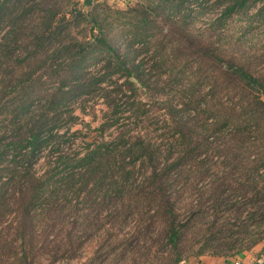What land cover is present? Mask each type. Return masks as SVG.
<instances>
[{
    "label": "trees",
    "instance_id": "trees-1",
    "mask_svg": "<svg viewBox=\"0 0 264 264\" xmlns=\"http://www.w3.org/2000/svg\"><path fill=\"white\" fill-rule=\"evenodd\" d=\"M25 8L0 0V254L8 230L21 248L14 256L26 259L48 221L90 225L78 203L96 208L93 220L107 208L123 221L142 212L144 198L166 234V264L183 262L178 243L189 224L169 190L185 174L209 171L200 169L208 149L220 153L222 181L235 174L238 187L254 185L248 199L264 203V65L243 39L264 19V0H146L116 23L90 18L86 40H65L72 24L63 18L16 37ZM152 103L161 107V144L143 125L129 129ZM223 219L217 232L229 235L215 233L196 254L208 248L228 259L257 243L231 239L249 226Z\"/></svg>",
    "mask_w": 264,
    "mask_h": 264
},
{
    "label": "rangeland",
    "instance_id": "rangeland-1",
    "mask_svg": "<svg viewBox=\"0 0 264 264\" xmlns=\"http://www.w3.org/2000/svg\"><path fill=\"white\" fill-rule=\"evenodd\" d=\"M145 1L23 0V3L27 4V8L31 7V10L22 18L20 16V20L17 21L20 29L16 37L24 38L36 31H40L41 27H34L35 25L38 26V24L40 26L41 22H44L41 26H46L48 23V25H54L63 18L72 24L67 36H65L66 38L64 37L65 40L74 38L86 40L91 36V28L88 22L90 18L104 17L106 20L116 23V18L131 10H135L134 8L138 4H142ZM78 13L80 14L79 16L77 15ZM256 24L257 27H255ZM251 27H253L251 29L252 33H246V36L243 37L246 48L250 53L248 54L256 53L261 55L262 65H264V19L260 23L253 22ZM92 32H95V30L93 29ZM8 36L11 38L13 34L9 33ZM255 63L256 61L254 60L253 65ZM256 69H261V67ZM262 101H264V96ZM159 109L161 107L158 104L152 103L149 107L148 118L142 123L137 122L134 126L131 124L129 129L143 125L144 127H141V129L146 130L148 138L160 142V133L163 128ZM83 120L85 122L90 121L92 126L97 123L96 121H91L89 117H83ZM152 128L158 130L154 132ZM227 135L229 133L226 132L214 138H216L217 142H220L223 138H227ZM204 152L201 158L204 157L205 161L200 169L205 170L209 166V171L203 172V175L185 174L182 176L181 181H178L169 190V196L174 199L175 207L179 213L178 219L189 224L185 235L178 243L183 261L196 260L198 257L209 255L206 253L209 251L208 248L204 249L205 253L201 255L196 254V250L200 246L210 245L209 238L215 233L218 236L229 235V231L221 234L217 232L222 227L221 223L226 216L229 217L231 222H236V225L232 226L233 229L241 227L242 222L249 226V234L240 230L239 234L232 236L231 239L241 241L245 245L257 240V243L253 244L249 249H243L237 254H231L232 252L230 251L228 258L237 256L245 259L244 255L249 253L251 249L257 252H264V203L258 200L254 201L255 198L248 199V196H252L255 190L254 185L238 187V181L243 179L237 178L235 174L230 175L228 180L222 181L223 178L217 172L216 167L220 163V153L209 149ZM211 154L214 155L210 160ZM137 173L139 179H141V170ZM195 178L200 180L196 179L193 181L192 179ZM222 182L225 183L222 184ZM216 198L223 200L219 208L215 207L214 204ZM141 203L143 205L142 212L127 215L123 221L121 217L114 218V215L109 213L107 208L99 210L102 211L99 214V219L93 220L92 217L96 208L89 205V203H78L77 210H83V212L78 211L76 214L81 215L79 218L86 215L85 217L88 218L86 222L89 221L90 225L84 229L82 225L76 228L71 227L66 221L54 220L52 225L48 221L49 225H41L39 232H37V237L33 241V246L25 245L28 253L26 254V259L22 257V252L21 258L14 256L15 253L19 254L21 248L19 243L9 239L12 234L8 230L7 240L1 244L4 245L1 248L0 264H166L165 252L168 247L165 239L166 234L162 231V226L157 220L158 216H153L154 211L153 208L149 207V202L143 198ZM231 203H236L238 210L241 211L239 218H235V206H228ZM154 205L156 204L154 203ZM91 207L94 208L91 209ZM147 208H150V210L147 211ZM195 208H199L198 216L189 219L191 209ZM252 212L256 213L251 215L250 213ZM261 215H263V218L260 217ZM71 217L69 218L71 219ZM214 217L220 218L217 222H214ZM78 240L82 242L81 248H75ZM112 248L114 251L107 256L105 254L106 250Z\"/></svg>",
    "mask_w": 264,
    "mask_h": 264
},
{
    "label": "crops",
    "instance_id": "crops-1",
    "mask_svg": "<svg viewBox=\"0 0 264 264\" xmlns=\"http://www.w3.org/2000/svg\"><path fill=\"white\" fill-rule=\"evenodd\" d=\"M244 257L247 260L255 261V264H264V252H261V251L257 252L256 250L251 249L249 253H246V255H244ZM222 259L223 258L221 257H213L209 255H204V256L198 257L196 260H184V261H189L192 264H216ZM184 261L179 264H183Z\"/></svg>",
    "mask_w": 264,
    "mask_h": 264
},
{
    "label": "built area",
    "instance_id": "built-area-1",
    "mask_svg": "<svg viewBox=\"0 0 264 264\" xmlns=\"http://www.w3.org/2000/svg\"><path fill=\"white\" fill-rule=\"evenodd\" d=\"M183 264H192L189 261H184ZM216 264H255V261L253 260H247L244 259L242 257H230V258H223L222 260H220L219 262H217Z\"/></svg>",
    "mask_w": 264,
    "mask_h": 264
}]
</instances>
